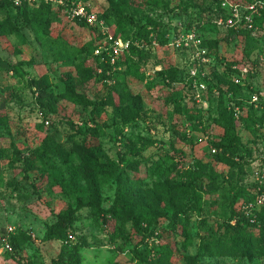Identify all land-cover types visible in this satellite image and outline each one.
I'll return each instance as SVG.
<instances>
[{
  "label": "rangeland",
  "instance_id": "rangeland-1",
  "mask_svg": "<svg viewBox=\"0 0 264 264\" xmlns=\"http://www.w3.org/2000/svg\"><path fill=\"white\" fill-rule=\"evenodd\" d=\"M79 1L103 29L80 26L60 8L51 9L47 28L30 12L0 11V244L27 237L15 257L0 250V264H264V256L203 248L245 218L254 233L264 228V205L255 202L264 193V140L239 129L241 155L218 161L211 147L222 133L216 119L233 107L203 81L225 63H245L250 86L237 97L264 93V32L241 34L242 24L227 37L235 29L216 22L229 5L250 14L254 0H128L124 15L134 26L124 33L99 17L109 0ZM207 21V30L199 28ZM141 26L146 35L136 34ZM110 37L128 46L115 53ZM83 60L93 75L86 83L75 70ZM173 70L171 79L165 73ZM71 81L92 105L60 97ZM257 114L264 119V110ZM46 138L66 152V165L34 160ZM81 146L94 149L107 169L89 172L93 187L81 169ZM157 165L170 175L145 174ZM120 194L132 204L129 218L118 221ZM58 215L70 217L71 229L64 240H46Z\"/></svg>",
  "mask_w": 264,
  "mask_h": 264
},
{
  "label": "trees",
  "instance_id": "trees-1",
  "mask_svg": "<svg viewBox=\"0 0 264 264\" xmlns=\"http://www.w3.org/2000/svg\"><path fill=\"white\" fill-rule=\"evenodd\" d=\"M128 6V0H109L108 9L105 10L101 15H99V17L106 20L107 23L113 24L116 28V31H118L119 33H124L128 30L130 26H134L133 22L128 19L126 15H124ZM53 8L63 9V7H56V5L51 3H40V5L37 7L29 6L26 4L21 7H14L10 2H0V11L10 9L11 11H20L21 13L30 12L33 20L44 24L46 26L45 28H47L50 23L51 19L49 13ZM261 12V15L254 17V25L259 27L260 30L264 31V9ZM209 23L210 22L208 21L203 22L199 24V28L203 27L207 30L209 28L208 26L211 25ZM78 24L80 26H88L84 21H78ZM213 27L214 26H211L212 29ZM145 28H142V26L138 27L136 29V34L146 35L148 31ZM239 31H234L230 29L231 33L228 32L227 37L230 35H237L240 32L244 35H248V33L252 32L246 29H243L240 32ZM4 32L9 34L11 33V30L9 29L8 31L6 30ZM232 65H237L240 68L248 66L247 64L245 65V63H242L240 65L233 62L228 64L225 63L223 65V70L220 73L213 72L211 73V75H213L210 78L206 76L203 79L209 90H213V88H216L218 91V97H221L223 101L228 100L230 102L229 104L233 107V109L231 110L221 109L219 112V116L216 119L220 124L222 133L220 135L219 140L211 142V147L212 150H215V152L213 153L220 162H226L229 156H236L242 151L243 144L241 136L239 135V129L252 133L254 139L256 140H264V119L260 118L261 115L258 116L259 119H256V116L258 115L257 113H261V111L264 110V93H261V91L259 90L254 91L248 89L245 90L248 92L246 93L248 96L246 101H242V99H239L237 97L238 92L241 91L244 87L250 85L247 84V80L243 81L241 84H236L232 82L231 76L235 73V71H233L232 69ZM249 68L252 69L251 66ZM75 70L78 76L81 78V82L86 83L92 80V69L85 65V60L78 62L76 64ZM160 73L164 74V71ZM165 74H167L169 78L174 79L175 75H177V70H173L170 72L166 71ZM252 93H255L259 96V104L257 106L250 102ZM59 95L63 100L74 105L90 106L93 104L83 94L77 92L76 84H74L73 81L66 85L64 92L60 93ZM234 107H237L242 112H245V110L248 111L247 114L250 115L249 119L246 118L243 113L242 115H239L238 119H236L234 115ZM252 114H256V116H252ZM1 124H5V121H3L2 119H0V125ZM42 148L43 151L39 155L34 154L32 156L34 160L41 163H44V161H46L50 165H53V160L55 159L59 160V162L64 165L68 163V156L66 152L64 150L58 151L60 146L54 145L53 141L49 138L44 139ZM78 149L79 154H81V169L84 172V176L90 183V186L93 187V180L92 177L88 175L89 172L93 171L96 174H102L107 169L104 168L102 165H99L98 160L95 156L96 152L94 149L88 150L84 149L82 146L80 148L77 147V151ZM139 165L137 164L134 167L133 171L138 172ZM43 167L44 165L41 166V170H43ZM195 167L203 168L205 166L202 165L200 162L196 161ZM107 172H109V170ZM145 174L153 178L159 177L161 174L170 175V171H167V169L161 165H157L155 167H147L145 170ZM188 186L190 187V185ZM118 202L120 203L121 209L119 210L120 213H118V218H114H116L118 221L123 218H129L127 216V208L132 204V201H129L128 197H125L123 196V194H120ZM252 223L254 222H251L249 219H243L242 224H240L237 228H233L234 233H230L228 231L224 232L222 235L214 234L211 236V238L207 239L204 242L203 248L206 250V252L207 250H211L213 253L216 254L227 251L233 253L234 255L241 254L248 257L251 255L264 256V228H260L257 230V232L254 233L252 228H255L256 225ZM71 226L72 220L69 216L58 215L57 220L46 230L44 237L46 240H64L66 238L67 232L71 229ZM26 239L27 237L23 234H19L15 237H12V239L10 237L9 242L12 247V252L9 254L15 257L18 252L19 242H24L26 241ZM142 260L145 263L147 262L146 259ZM71 263L72 261H70L68 264Z\"/></svg>",
  "mask_w": 264,
  "mask_h": 264
},
{
  "label": "built area",
  "instance_id": "built-area-1",
  "mask_svg": "<svg viewBox=\"0 0 264 264\" xmlns=\"http://www.w3.org/2000/svg\"><path fill=\"white\" fill-rule=\"evenodd\" d=\"M7 1L10 2L14 7H21L23 5H29L37 7L40 3H51L58 7H63L65 14L69 17V19L74 21H84L89 26H97L103 29L104 22L101 19H98L92 11L88 10L87 6L83 4V2L79 0H0V2ZM264 9V0H255L246 8V11H251L250 14H241L237 8V6L229 5V14L225 19H218L217 25L220 27H228L233 28L235 30L239 29L243 24L246 30L252 32H260L262 30L259 27L254 25V16L253 13H256L259 16V10ZM264 32V31H263ZM196 34L194 31L188 35L189 38H194ZM196 38V37H195ZM112 44V48L116 53L120 49L128 46V43H123L120 40H113L111 37L109 38ZM200 42V41H198ZM233 71H238L237 74L233 76V81L236 84H241L243 82L244 74L248 73V68L246 66L242 68H238L236 65L232 66ZM192 75H195L196 72H191ZM203 88V85H201ZM259 96L257 94H253L251 96V103L258 104ZM215 152V150H212ZM261 178L264 179V165L260 171ZM256 204L264 205V193L258 195L256 199ZM254 205H248V211L251 210ZM0 250L6 252H12V247L10 243L3 239L0 244Z\"/></svg>",
  "mask_w": 264,
  "mask_h": 264
}]
</instances>
